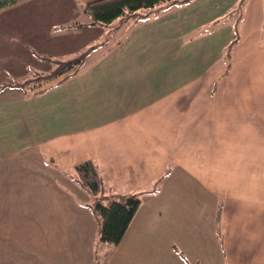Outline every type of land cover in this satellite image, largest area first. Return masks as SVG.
Listing matches in <instances>:
<instances>
[{
    "label": "crops",
    "instance_id": "obj_1",
    "mask_svg": "<svg viewBox=\"0 0 264 264\" xmlns=\"http://www.w3.org/2000/svg\"><path fill=\"white\" fill-rule=\"evenodd\" d=\"M91 1L0 11V90L88 51L34 95L0 92V264H264V0L239 23L242 0H191L108 26L90 25ZM51 10L36 42L14 26ZM87 160L104 196L141 199L111 249L75 177Z\"/></svg>",
    "mask_w": 264,
    "mask_h": 264
},
{
    "label": "trees",
    "instance_id": "obj_2",
    "mask_svg": "<svg viewBox=\"0 0 264 264\" xmlns=\"http://www.w3.org/2000/svg\"><path fill=\"white\" fill-rule=\"evenodd\" d=\"M23 0H0V11L14 6ZM191 0H94L84 5V12L91 18L90 25L101 24L108 26L121 18L122 25L129 18L141 17L148 19L152 15L163 11L167 4L188 3ZM245 0H242L236 10L237 23L240 22L241 7ZM141 11V12H140ZM145 12V13H142ZM86 23H75L74 27H85ZM119 25V26H120ZM240 39L238 24L235 27V36L228 45L225 52V59L231 60L232 52ZM88 51H82L77 57L60 61L52 57H42L46 62L56 66L50 73H37L31 79L23 82L4 83L2 87L19 88L24 96L34 95L45 84L54 80L64 72L74 67H79ZM228 69L226 70V73ZM32 82H35L33 85ZM37 82V83H36ZM74 173L76 180L93 197V211L99 221V237L102 243H109L116 247L126 234L134 216L136 215L141 199L137 196H123L120 198L104 196L105 181L99 165L93 160H87L75 166ZM107 197V198H106ZM220 219V211L217 216ZM221 238V233H220ZM98 264V263H97Z\"/></svg>",
    "mask_w": 264,
    "mask_h": 264
},
{
    "label": "rangeland",
    "instance_id": "obj_3",
    "mask_svg": "<svg viewBox=\"0 0 264 264\" xmlns=\"http://www.w3.org/2000/svg\"><path fill=\"white\" fill-rule=\"evenodd\" d=\"M40 12V11H39ZM141 12V11H140ZM38 13V12H37ZM37 13H35V12H32L31 14H27V15H25V17L22 19V17H19V18H16L15 19V23L14 24H16V25H14L15 27H19L20 28V26L21 25H23V26H29L30 24H31V27H28V28H24V33H23V35H22V37H28L29 35V30H33L34 31V33H33V38L35 39V42L37 41V38H38V36L40 37V38H42V34H40V35H36V37H35V26H37L36 27V30H38V28L39 29H42L43 27H44V25L45 24H43V21H45L46 19L48 20V23H49V21H50V19H52V18H55V19H57L59 16H58V12L56 13V10H51V11H49V12H47V11H41L40 12V14H37ZM47 13V14H46ZM51 14H53V16H51ZM60 18V17H59ZM63 19H65L64 17H63ZM119 19H121V18H119ZM42 21V25H38L39 24V22H41ZM116 21H118V20H116ZM115 21V22H116ZM114 22V23H115ZM117 24H114V26H116ZM33 39V40H34ZM38 42H40L39 40H38ZM38 44V43H37ZM40 44V46L42 47V48H44V47H46V43L45 42H40L39 43ZM262 44H264V43H262ZM9 49V48H8ZM227 49V48H226ZM226 49H225V51H224V54H223V57H222V61L223 62H226V70L227 69H229V66H230V64H231V62H232V60L234 59V56H235V50H233V52H232V58H231V60H226L225 59V52H226ZM10 49H9V51H7V52H5V54H9L10 53ZM53 51L54 52H56L54 49H53ZM71 56H75V55H71ZM51 68L52 69H55L56 68V66L55 65H53V67L51 66ZM53 71V70H52ZM35 71H29V70H27V72L25 73V74H27L28 76L27 77H25V78H27L26 80H28V79H31L35 74H33ZM47 73H50V71L49 72H47ZM46 73V74H47ZM24 74V73H23ZM45 74V73H44ZM32 76V77H31ZM22 79H20L19 81L20 82H23V80L21 81ZM25 81V80H24ZM35 82H32V84L31 85H33ZM37 83V82H36ZM245 84H247L248 85V83H245ZM263 87H264V82H263ZM15 89H19V88H15ZM1 90H5V88L4 87H1ZM1 90H0V92H1ZM9 90V89H8ZM19 92V91H18ZM98 243H100V244H103V245H105V247H104V249L106 248V249H108V247L110 248L111 246L113 247V245L112 244H109V243H102L101 241H100V237L98 236ZM100 248L102 249V247L100 246ZM100 248H98V250L99 251H101V249ZM111 249V248H110Z\"/></svg>",
    "mask_w": 264,
    "mask_h": 264
}]
</instances>
